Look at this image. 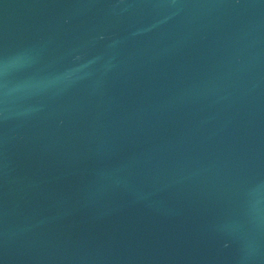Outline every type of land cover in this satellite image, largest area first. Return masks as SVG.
Returning a JSON list of instances; mask_svg holds the SVG:
<instances>
[{"label": "water", "instance_id": "1", "mask_svg": "<svg viewBox=\"0 0 264 264\" xmlns=\"http://www.w3.org/2000/svg\"><path fill=\"white\" fill-rule=\"evenodd\" d=\"M0 264H264V0H0Z\"/></svg>", "mask_w": 264, "mask_h": 264}]
</instances>
